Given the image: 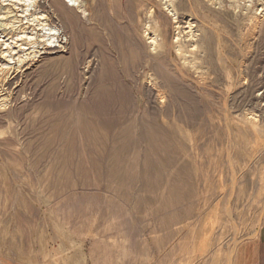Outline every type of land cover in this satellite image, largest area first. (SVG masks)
<instances>
[{
    "label": "rangeland",
    "instance_id": "obj_1",
    "mask_svg": "<svg viewBox=\"0 0 264 264\" xmlns=\"http://www.w3.org/2000/svg\"><path fill=\"white\" fill-rule=\"evenodd\" d=\"M27 4L0 0V264H251L264 0Z\"/></svg>",
    "mask_w": 264,
    "mask_h": 264
},
{
    "label": "crops",
    "instance_id": "obj_2",
    "mask_svg": "<svg viewBox=\"0 0 264 264\" xmlns=\"http://www.w3.org/2000/svg\"><path fill=\"white\" fill-rule=\"evenodd\" d=\"M247 256V255H245ZM255 257V259H254ZM251 264H264V224L258 235L257 248ZM247 264V263H246Z\"/></svg>",
    "mask_w": 264,
    "mask_h": 264
},
{
    "label": "bare ground",
    "instance_id": "obj_3",
    "mask_svg": "<svg viewBox=\"0 0 264 264\" xmlns=\"http://www.w3.org/2000/svg\"><path fill=\"white\" fill-rule=\"evenodd\" d=\"M26 2H28V4L27 5H29V3H31V2H36V0L34 1V0H25V3ZM29 10V8H26V11H28ZM8 12L9 13H12L13 12V10H11L10 8H9V10H8ZM15 16L16 17H18V14L17 13H15ZM45 28V27H44ZM48 32H49V35H51L52 37H56L55 35H59V34H61L60 32H59V29H57L56 27H54V26H49L48 28H45ZM59 38V37H58ZM154 39V38H153ZM152 39V40H153ZM154 41V40H153ZM155 42V41H154ZM2 71V72H1ZM2 74H3V69L1 68L0 69V77L2 76ZM236 241V240H235ZM236 242H238V241H236ZM230 251V250H229ZM234 253V249L233 250H231L230 251V255H232Z\"/></svg>",
    "mask_w": 264,
    "mask_h": 264
}]
</instances>
